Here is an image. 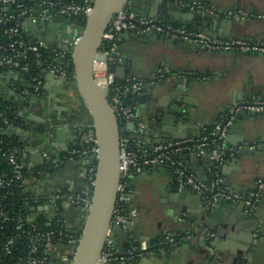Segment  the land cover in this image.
I'll return each instance as SVG.
<instances>
[{"label":"crops","instance_id":"obj_1","mask_svg":"<svg viewBox=\"0 0 264 264\" xmlns=\"http://www.w3.org/2000/svg\"><path fill=\"white\" fill-rule=\"evenodd\" d=\"M202 1L239 11L244 18H215L205 11L183 9L172 0H141L144 15L213 37L264 41V0ZM117 44L124 59L115 69L118 78L129 74L150 77L157 67L186 74L147 86L136 97V111L146 123L143 134L131 135L136 149L196 137L234 102L264 97V54L210 51L163 36L141 38L129 33L120 34ZM27 87L31 85L24 74L0 73V98L17 104L21 120L7 133L18 142L20 159L28 168L23 190L39 199L31 215L48 221L56 211L46 197L62 190L84 194L90 189L87 155L73 156L58 165L54 160L61 161L70 149L87 144L91 120L73 76L44 73L38 92L24 101L20 90ZM263 141L264 113L241 114L235 119L226 144L237 152L221 169L227 188L246 195L257 181L264 183ZM255 142L260 146L251 148ZM184 160L195 174L207 177L206 154L189 152ZM128 195L127 206L137 208L138 214L129 228L115 230L120 247L136 243L147 248L165 235L183 232H191L192 237L169 252L148 250L133 261L115 264H264V188L254 214L248 215L241 203L207 209L198 194L177 189L171 168L157 165L130 171ZM84 214L76 206L60 212L65 227L75 235L83 226ZM71 252L72 247L64 243L49 247L48 264H67L64 258L69 259Z\"/></svg>","mask_w":264,"mask_h":264},{"label":"built area","instance_id":"obj_2","mask_svg":"<svg viewBox=\"0 0 264 264\" xmlns=\"http://www.w3.org/2000/svg\"><path fill=\"white\" fill-rule=\"evenodd\" d=\"M172 1L183 9L205 11L214 17L244 18L239 11L223 10L202 0ZM92 5V0H0V73L11 70L27 77L31 88L20 90L24 101L28 100L31 93L38 92L44 73L68 77L69 72L64 65L71 62L70 53L64 50L63 46L51 49L46 42L31 37L30 25L44 23L60 16L84 21L91 12ZM122 33L134 34L141 38L163 36L210 51L264 54V41L213 37L202 30L189 29L155 16L140 14L129 3L114 15L102 34L99 48L105 59L96 61L93 71L94 78L102 86L107 87V99L114 111L119 129L120 180L110 226L106 231L100 253L101 259L110 264L133 261L148 250L166 253L192 237L191 232L165 235L147 248L136 243L120 247L116 243L114 228L133 225L138 214L137 208L127 206L129 174L132 169L167 165L174 174L177 189L198 194L205 208L210 209L223 203H241L248 215L254 214L264 188L263 181H257L248 194L242 195L227 188L221 176L222 166L237 152L235 147L226 144L229 128L241 114L264 113V97L234 102L214 125L202 127L196 137L169 139L141 149L134 147L131 135L143 134L146 131V123L136 111L134 102L136 97L147 86L167 77L182 79L186 74L157 67L150 77L129 74L118 78L115 69L124 63L117 44V38ZM76 38L70 42H74ZM70 42L69 46L66 44L68 48ZM59 57L63 63L56 60ZM129 97L131 101H128ZM4 101L6 104L0 103V264H48L50 258L47 249L59 243L70 245L72 256L79 234L75 235L65 227L60 212L66 206H76L86 213L90 205L99 150L92 125L90 123L87 126V144L70 149L61 161L54 160V164L58 165L73 156L87 155L91 160L87 170L90 189L84 194L62 190L46 197L45 201L54 206L56 211L53 217L57 227L38 228L31 214L21 216L11 210V207L15 206L16 191L23 192L27 203L39 204V199L24 192V178L28 174V168L20 159L19 146L12 145L3 137L9 127L17 124L19 115L14 102ZM7 111L10 112L6 113ZM257 146L260 144L255 142L250 147ZM189 152L207 155L209 166L205 179L191 171L185 163L184 156ZM33 207L31 206L30 210ZM71 256L69 259L64 258L67 264Z\"/></svg>","mask_w":264,"mask_h":264},{"label":"water","instance_id":"obj_3","mask_svg":"<svg viewBox=\"0 0 264 264\" xmlns=\"http://www.w3.org/2000/svg\"><path fill=\"white\" fill-rule=\"evenodd\" d=\"M92 1L91 12L84 21L60 16L44 23L30 25L33 32L30 34L31 37L48 43L53 49H59L62 44L54 45L52 43L54 38L49 40L45 37V28L49 25L54 29L53 34H55L56 22L70 24L71 21H76L80 24L77 38L74 42H70V48H67V51L70 53L77 91L89 112L99 150L90 205L84 214L83 226L69 264H110L101 259L100 253L106 231L110 226L120 180L119 129L116 116L107 99V87L102 86L94 78L93 71L96 61L105 59V55L99 51V48L102 43V34L114 15L128 3L136 12L145 14L141 0ZM56 60L63 63L61 57ZM130 226L127 225L126 228ZM116 229L121 227L114 228L113 234Z\"/></svg>","mask_w":264,"mask_h":264},{"label":"trees","instance_id":"obj_4","mask_svg":"<svg viewBox=\"0 0 264 264\" xmlns=\"http://www.w3.org/2000/svg\"><path fill=\"white\" fill-rule=\"evenodd\" d=\"M64 67L67 69V71L69 72V76L71 75L72 76V63L69 62V63H65ZM113 69V67H112ZM34 71V70H33ZM32 71V72H33ZM118 81H121L118 79ZM128 101H131V97L128 98ZM0 103L1 104H6L4 100H2V98H0ZM13 103V102H12ZM16 107H17V104L16 103H13ZM10 111H7L6 113H9ZM18 114V113H17ZM20 116L18 115V118H17V123L20 122ZM3 137L5 140H8L10 141V143L12 145H17L18 146V142L13 138V136L9 135L6 131V133L3 134ZM4 167H6V165H4ZM27 200L24 199V194L21 190L19 191H16V196L14 198V204L15 206L14 207H11V210L13 211V213H16V214H20L21 216L22 215H25V214H31V210H30V207L31 206H36L38 205V203H31V202H26ZM34 217V221L35 223L37 224L38 228H42V229H46V228H55L57 227V224H56V220L55 218H51V220H48V221H44L40 216H35V215H32ZM71 255H69L70 257Z\"/></svg>","mask_w":264,"mask_h":264},{"label":"flooded vegetation","instance_id":"obj_5","mask_svg":"<svg viewBox=\"0 0 264 264\" xmlns=\"http://www.w3.org/2000/svg\"><path fill=\"white\" fill-rule=\"evenodd\" d=\"M54 25L55 26V34H53L54 36V40H53V44H57V45H63V49L67 50V46H69V42L77 37V34L79 33V23L76 21H71L70 24H65L63 22H56ZM67 44V46H66ZM61 45V46H62Z\"/></svg>","mask_w":264,"mask_h":264},{"label":"rangeland","instance_id":"obj_6","mask_svg":"<svg viewBox=\"0 0 264 264\" xmlns=\"http://www.w3.org/2000/svg\"><path fill=\"white\" fill-rule=\"evenodd\" d=\"M45 37H48L49 40H53L54 36H53V31L54 29L53 28H50V26L48 25L46 28H45Z\"/></svg>","mask_w":264,"mask_h":264}]
</instances>
